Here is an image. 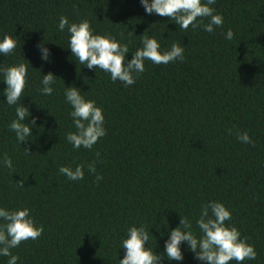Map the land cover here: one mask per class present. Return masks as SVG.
Returning a JSON list of instances; mask_svg holds the SVG:
<instances>
[{"label": "trees", "instance_id": "trees-1", "mask_svg": "<svg viewBox=\"0 0 264 264\" xmlns=\"http://www.w3.org/2000/svg\"><path fill=\"white\" fill-rule=\"evenodd\" d=\"M212 7L223 24L208 33L146 14L139 0H0V37L17 40L0 64L29 62L21 103L28 120L36 117L30 140L18 145L6 127L14 108L0 101V156L12 161V169L0 165V205L26 206L43 226L36 240L10 250L17 264H118L119 239L139 222L152 233L145 247L159 255L166 221L177 226L179 213L194 225L208 200L223 202L254 246L256 259L243 264H264V0H215ZM61 15L87 19L94 32L116 37L130 51L140 46V35L155 36L162 47L175 41L184 60H146L145 71L125 87L73 60L66 33L56 28ZM229 28L233 37L226 40ZM41 42L48 61L39 58ZM49 71L57 76L55 90L41 96L40 73ZM63 82L103 110L106 134L92 149H73L65 140L74 129ZM237 131H246L252 142L238 141ZM93 160L103 177L98 182L86 168L76 181L58 172L60 165ZM181 251L182 261L162 264H197L186 244ZM6 260L0 257V264Z\"/></svg>", "mask_w": 264, "mask_h": 264}, {"label": "clouds", "instance_id": "clouds-1", "mask_svg": "<svg viewBox=\"0 0 264 264\" xmlns=\"http://www.w3.org/2000/svg\"><path fill=\"white\" fill-rule=\"evenodd\" d=\"M139 3L146 14L167 16L182 30L191 26L193 29L200 28L212 33L223 24V16L212 7L215 0H139ZM204 18H207V22L201 23ZM56 28L59 32L66 33V48L76 63L95 72L98 68L108 74L111 81H119L125 87L132 85L137 76L145 71L146 60L152 64L184 60V48L180 44L173 41L168 47H162L153 35H140V46L130 51L128 44L116 37L94 32L87 19L69 21L68 17L61 15ZM223 36L224 39L231 40L232 30L227 29ZM16 47L15 37L8 34L0 37V55L12 54ZM37 49L40 60L50 59L49 49L44 46V42L38 44ZM129 52L130 59L126 57ZM29 65V62L26 64L23 61L0 64V83L4 85L0 88V96L4 99L0 101L14 108V117L6 127L14 134L18 145L30 140L32 128L36 127V117L28 120L29 109L21 103ZM56 78L51 71L40 73L38 93L41 96L53 94ZM62 91L64 102L69 106L67 115L71 118L74 129L64 134L66 142L73 149H92L98 139L106 134L102 108L72 84L65 86L63 82ZM235 135L241 143L252 142L246 131H237ZM24 149L28 152L27 148ZM96 155L98 157L99 153ZM96 163L93 160L86 165L77 163L74 167L60 165L58 172L67 180L76 181L83 179L86 168L89 173H95V180L98 182L103 177L96 172ZM0 165L12 169V161L6 153L0 156ZM178 215L180 219L177 226L168 227L167 221L164 224L167 238L163 242V252L159 255L152 247H145L151 233L149 228L143 222L129 225L119 239L118 248L123 249V256L118 259V264H162L164 259L182 261V243L193 253L197 264H230L231 261L243 264L246 260L256 259L254 246L241 236L239 229L231 222V211L223 202L208 200L202 203L194 217V225L191 216ZM155 226L159 231L160 226ZM42 231L43 226L35 223L28 207L8 208L0 205V257L7 258L6 264H17L19 259L11 249L17 248L22 241L36 240Z\"/></svg>", "mask_w": 264, "mask_h": 264}]
</instances>
